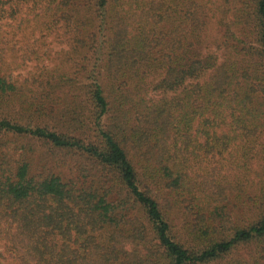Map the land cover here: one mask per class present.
I'll list each match as a JSON object with an SVG mask.
<instances>
[{
    "label": "trees",
    "instance_id": "obj_1",
    "mask_svg": "<svg viewBox=\"0 0 264 264\" xmlns=\"http://www.w3.org/2000/svg\"><path fill=\"white\" fill-rule=\"evenodd\" d=\"M214 1L0 0L10 264H264V0ZM25 23L68 51L18 81Z\"/></svg>",
    "mask_w": 264,
    "mask_h": 264
},
{
    "label": "rangeland",
    "instance_id": "obj_2",
    "mask_svg": "<svg viewBox=\"0 0 264 264\" xmlns=\"http://www.w3.org/2000/svg\"><path fill=\"white\" fill-rule=\"evenodd\" d=\"M216 3L214 0H210ZM25 11V9H24ZM8 26L2 28L3 32H15L17 28V22H7ZM36 26L28 25L25 23L22 27V32L17 33L15 36H11V42L9 49L13 50L7 56L6 64H9L12 76L18 81H23L26 78L37 77L39 74H48L56 66L61 65L67 57L68 47L66 45V39L60 33L51 31L49 33H40L42 27L34 29ZM36 30V32H35ZM218 39L217 28L215 21L212 20L206 26L202 34V48L203 53L215 52L216 42ZM25 45H30L33 50L38 52L36 59L34 57H25L23 55V48ZM219 53V52H218ZM2 54V53H1ZM21 143L31 144L35 148L34 154H41L47 146L44 142H36L32 140H20ZM67 155V154H66ZM68 158H72V155H67ZM181 223H178L173 230L176 232L180 228ZM0 254H3V259L0 258V264H10V260L7 259L4 253L3 242H0Z\"/></svg>",
    "mask_w": 264,
    "mask_h": 264
}]
</instances>
